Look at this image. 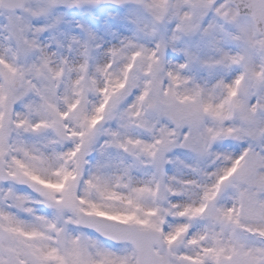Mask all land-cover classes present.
Instances as JSON below:
<instances>
[{
	"label": "snow or ice",
	"instance_id": "obj_1",
	"mask_svg": "<svg viewBox=\"0 0 264 264\" xmlns=\"http://www.w3.org/2000/svg\"><path fill=\"white\" fill-rule=\"evenodd\" d=\"M0 264H264V0H0Z\"/></svg>",
	"mask_w": 264,
	"mask_h": 264
}]
</instances>
